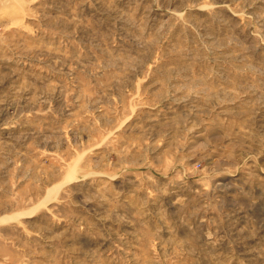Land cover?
Segmentation results:
<instances>
[{
  "label": "rangeland",
  "instance_id": "1",
  "mask_svg": "<svg viewBox=\"0 0 264 264\" xmlns=\"http://www.w3.org/2000/svg\"><path fill=\"white\" fill-rule=\"evenodd\" d=\"M0 264H264V0H0Z\"/></svg>",
  "mask_w": 264,
  "mask_h": 264
}]
</instances>
